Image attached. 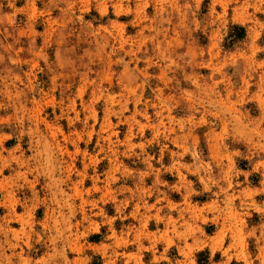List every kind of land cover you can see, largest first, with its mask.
Here are the masks:
<instances>
[{"label":"rangeland","instance_id":"rangeland-1","mask_svg":"<svg viewBox=\"0 0 264 264\" xmlns=\"http://www.w3.org/2000/svg\"><path fill=\"white\" fill-rule=\"evenodd\" d=\"M204 250L264 264V0H0V264Z\"/></svg>","mask_w":264,"mask_h":264},{"label":"trees","instance_id":"trees-1","mask_svg":"<svg viewBox=\"0 0 264 264\" xmlns=\"http://www.w3.org/2000/svg\"><path fill=\"white\" fill-rule=\"evenodd\" d=\"M245 37V30L244 27L238 24H230L228 26V31L224 39L223 46L225 48L232 47L235 43L241 41ZM93 238H98V235H93ZM198 259L197 264H204L208 260V252L207 251H201L197 253ZM204 256V262L201 261L200 257ZM91 264H99V263H91Z\"/></svg>","mask_w":264,"mask_h":264}]
</instances>
